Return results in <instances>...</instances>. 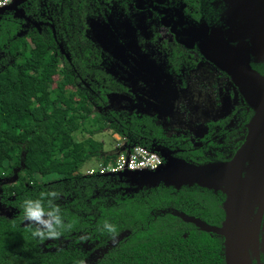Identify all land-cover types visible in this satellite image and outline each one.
Wrapping results in <instances>:
<instances>
[{"label": "trees", "instance_id": "trees-1", "mask_svg": "<svg viewBox=\"0 0 264 264\" xmlns=\"http://www.w3.org/2000/svg\"><path fill=\"white\" fill-rule=\"evenodd\" d=\"M129 2L134 0H27L23 7L34 21L28 24L11 11L0 14V203L14 212L0 216V264H226L223 238L185 220L219 226L225 215L221 192L198 183L139 186L138 177L81 171L91 160L106 165L114 156L94 138L104 131L131 146L167 148L194 168L231 159L242 142L234 135V111L210 122L200 142L166 137L155 123L157 113L123 80L133 70L110 54L102 61L108 48L98 42L89 16L127 15ZM166 6L183 8L196 25L204 17L218 25L228 8L223 0H167ZM159 61L165 65L157 70L155 90L168 98L171 85L164 74L186 72L189 57L177 49ZM117 67L125 72L110 70ZM80 134L88 137L81 140ZM209 139L214 141L206 145ZM47 177L56 179L41 183ZM50 189L61 192L57 203L73 228L58 240L41 241L25 230L21 205ZM105 220L117 227L115 239L102 230Z\"/></svg>", "mask_w": 264, "mask_h": 264}, {"label": "flooded vegetation", "instance_id": "flooded-vegetation-1", "mask_svg": "<svg viewBox=\"0 0 264 264\" xmlns=\"http://www.w3.org/2000/svg\"><path fill=\"white\" fill-rule=\"evenodd\" d=\"M166 2L167 0H134V2L126 4L128 6L127 15L124 14L125 12H122L123 14L113 13L114 16L122 14L126 19L123 21L127 26L122 27H126L129 38L125 32L126 29L121 30L120 36L126 40L124 41L127 44L126 47L130 48L128 44L131 41L141 52H147L149 56L152 55L151 59L156 62L174 55L177 49L183 50L188 55L189 66L186 72L183 70L181 74H164L171 85V91L174 93L189 82L192 70L198 69V67L202 68L205 64L215 68L232 83L236 91V103L233 111L236 112L237 117L233 123V131L235 136L242 139V142L232 155L231 161L251 135L248 125L261 110L256 104V100L250 102L243 91L248 83L250 86L257 79L264 80V0H223L228 8H224L220 13L218 25H215V22L214 24L209 23L205 17L200 25H196L191 20L190 13L183 8L168 7ZM205 14L210 18L211 13ZM225 16L228 20L225 19ZM111 28H113V24L109 21V31L119 36L117 31ZM214 29H219V31L213 35ZM137 35L142 39L141 44L136 38ZM223 39L228 42L227 50L231 54L236 49L241 50L242 57L236 55L238 59H241L242 64L246 63V51L249 52L250 72L246 73V80L241 82L243 86H238L230 73L219 68L210 59L223 46L221 43ZM130 76L132 78L127 80ZM149 76L148 73L132 74L130 72L124 76L123 80L127 82L130 90H136L134 93L136 99H138L141 89L146 90L143 88L146 83L142 78ZM182 78L185 79V82ZM260 95L264 97V91ZM125 98L132 104L137 101L128 97ZM137 106L135 104V107ZM148 109L151 108L148 107ZM223 126L228 128L226 124ZM208 132L209 125L202 139ZM210 141H214V139L207 140L205 144L208 145ZM203 167L205 166L203 165ZM243 178L244 181L238 187V194L235 199L234 209L237 224L233 230L234 249L230 263L264 264V123L259 130L256 147L245 162ZM217 192H221L225 196L222 204L225 215L220 225L217 226L222 227L227 216L224 209L227 195L221 190ZM221 237L224 240L225 255L226 238ZM225 263L227 264L226 256Z\"/></svg>", "mask_w": 264, "mask_h": 264}, {"label": "rangeland", "instance_id": "rangeland-1", "mask_svg": "<svg viewBox=\"0 0 264 264\" xmlns=\"http://www.w3.org/2000/svg\"><path fill=\"white\" fill-rule=\"evenodd\" d=\"M23 5L24 3L19 6L18 10H13L11 13H13L14 18L24 19L27 21V24L29 22L33 23L34 21H31L30 17L26 15L27 12ZM123 20L126 21L122 14L114 16L113 13H106L105 16L102 14L89 16L88 24L96 35L98 42L108 48L106 49L107 53L101 54L100 58L104 62L103 56L108 57L110 54V59L119 60L116 62L124 64L126 68L129 67L130 70H133V73H136L134 71L139 70H143L148 73L150 75L149 77L142 78V80L146 83L143 87L146 88V90L141 89L137 100L143 102L147 109L148 107L151 108L148 110L157 113L158 118L155 119V123L156 125L161 126L166 137L170 138L182 136L188 137L192 143L200 142L202 137L206 134L210 122L224 119L233 111L236 103V91L232 83L227 80V78L222 76L219 71L215 70V68L205 64L202 68L198 67V69L191 71L189 82L186 83V85L184 84L179 91H175V93L171 91L168 98H160L155 92V83L153 84V82L159 78L157 77V70L159 71L160 64L165 65V63L152 60L151 57L147 55V52H141L131 41L128 44L130 48L126 47V43L123 45L117 39V36L109 31L108 21L113 24V28L117 31V34H119L118 37L123 39L120 36L122 30L121 28L122 26H127L124 24ZM123 41L126 40L123 39ZM128 50V53L132 52V56H128V53L126 52ZM106 62L107 61L104 63ZM110 62H112V60ZM133 67L136 70H134ZM110 70L117 75L125 72L123 67L118 69L111 68ZM140 73L141 72H138L136 74ZM130 78H132V76H130L127 80ZM150 82L151 85H149ZM86 111L90 110L86 108ZM87 137L88 135H79V139L81 140ZM94 138L104 144L105 153H109L114 150V147L120 139L118 135H111L109 131H104L103 133L94 136ZM156 148H158V145ZM162 149H165L168 152L173 161L179 159L174 156V151H170L164 147ZM179 161L178 165L184 168L183 162ZM229 161L230 159L227 161L205 164L206 171L213 176H226L229 171L228 168H221L220 166L221 164ZM217 164L220 166L218 167ZM210 165L213 166L207 169V166ZM97 166L98 163L95 160H91L85 164L81 171L87 173L86 171L91 168H97ZM167 166L170 167L171 164L168 163ZM172 167L173 166H171V168ZM186 168L187 170L191 169L189 166ZM15 179L16 177L14 176L10 179V182ZM55 179L56 177H47L40 181L41 183H46L52 182ZM13 213L14 212L12 210L7 209L0 203V216L11 217ZM26 224L27 222H25V225Z\"/></svg>", "mask_w": 264, "mask_h": 264}, {"label": "water", "instance_id": "water-1", "mask_svg": "<svg viewBox=\"0 0 264 264\" xmlns=\"http://www.w3.org/2000/svg\"><path fill=\"white\" fill-rule=\"evenodd\" d=\"M27 0H14L13 3L7 7L0 8V14L5 11H13L18 10L19 6L22 3H25ZM219 29L213 30V35L215 32H218ZM223 46L219 48V52L210 57L213 63H215L222 70L230 73L234 82L238 86H243L242 81L246 80V73L250 72L249 66V52L246 51L245 64L241 63V59H238L237 55L241 58V50L236 49L233 54H231L228 50V42L226 40H222ZM237 54V55H236ZM244 90V89H243ZM264 91V80L257 79L253 81L249 86V83L246 89L243 91L246 98L253 102L256 100V104L261 108L260 112L254 117V119L249 123L248 127L251 131V135L246 140L245 144L237 151L236 155L233 159L227 163H223L218 165L221 168L227 167L228 174L226 176L219 175H210L206 171L205 167H193L187 170V166L191 167L183 160L177 159L178 161L183 162V167L178 165L177 160H172L165 149L160 147L156 148V151L160 152L165 160V164L159 170L155 172H132V173H123L120 176L129 177L131 179L139 178V186L142 185H152L155 186L157 183L164 182L166 185L174 186L176 188H181L186 185H192L198 183L200 186L213 189L215 191H223L227 195V200L224 203V209L226 210V221L222 227L211 226L201 219L195 217H188L185 220L187 222L194 223L198 228L202 229L208 233H215L217 235L224 236L226 238L225 242V256L227 260V264L230 263V258L232 256V250L234 249V237L233 230L235 225L237 224V217L235 214V199L238 194V187L242 185L243 178V170L245 167V162L249 158L250 154L256 147V141L259 136V130L261 125L264 123V97L261 96ZM259 97H257V96ZM173 157V156H172ZM179 161V162H180ZM170 163L171 168L167 166ZM211 166H207L209 169ZM216 166V165H215ZM186 168V169H185ZM137 183V182H136ZM134 189L133 191H136Z\"/></svg>", "mask_w": 264, "mask_h": 264}, {"label": "clouds", "instance_id": "clouds-1", "mask_svg": "<svg viewBox=\"0 0 264 264\" xmlns=\"http://www.w3.org/2000/svg\"><path fill=\"white\" fill-rule=\"evenodd\" d=\"M61 198V192L50 189L41 191L37 198H24L21 205L24 222H27L25 230L30 232L34 239L58 240L65 231L73 228V223L67 221L61 206L57 201ZM103 231H106L115 239L117 227L105 220ZM79 264H86L80 260Z\"/></svg>", "mask_w": 264, "mask_h": 264}, {"label": "built area", "instance_id": "built-area-1", "mask_svg": "<svg viewBox=\"0 0 264 264\" xmlns=\"http://www.w3.org/2000/svg\"><path fill=\"white\" fill-rule=\"evenodd\" d=\"M13 1L0 0V8L11 5ZM118 136L120 139L114 147V156L108 164L101 163L97 170H88V175L119 176L123 173L155 172L164 166L165 160L156 149H149L141 144L131 146L127 139Z\"/></svg>", "mask_w": 264, "mask_h": 264}]
</instances>
